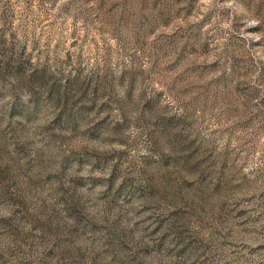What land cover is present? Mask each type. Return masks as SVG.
Listing matches in <instances>:
<instances>
[{
  "label": "rangeland",
  "instance_id": "rangeland-1",
  "mask_svg": "<svg viewBox=\"0 0 264 264\" xmlns=\"http://www.w3.org/2000/svg\"><path fill=\"white\" fill-rule=\"evenodd\" d=\"M0 264H264V0H0Z\"/></svg>",
  "mask_w": 264,
  "mask_h": 264
}]
</instances>
